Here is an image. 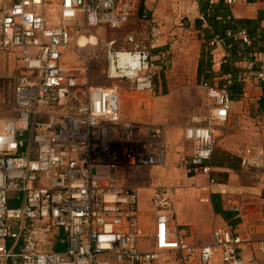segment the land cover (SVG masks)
Masks as SVG:
<instances>
[{
    "label": "built area",
    "instance_id": "1",
    "mask_svg": "<svg viewBox=\"0 0 264 264\" xmlns=\"http://www.w3.org/2000/svg\"><path fill=\"white\" fill-rule=\"evenodd\" d=\"M138 1L6 0L0 6V52L22 70L9 98L14 113L0 116V264H146L170 251L202 264H246V240L232 227L214 228L213 242L203 246L182 239L170 225L166 191L153 195L154 229L141 222L138 191L126 178L141 166L167 164L168 125L123 118L117 82L153 93L158 67L151 51L119 50L115 41L106 42L110 85L93 82L91 62L80 52L74 66L63 61L86 32L126 25ZM222 1L234 6L261 0ZM228 35L250 44L245 30ZM128 41L135 43L133 36ZM250 57L251 72L243 79L264 89V55ZM202 86L212 112L204 125L184 130L193 148L187 171L208 175L217 188L212 161L234 101L226 86ZM242 165H259L252 149ZM145 238L153 239L154 250L141 249ZM57 242L66 249L57 250Z\"/></svg>",
    "mask_w": 264,
    "mask_h": 264
},
{
    "label": "crops",
    "instance_id": "2",
    "mask_svg": "<svg viewBox=\"0 0 264 264\" xmlns=\"http://www.w3.org/2000/svg\"><path fill=\"white\" fill-rule=\"evenodd\" d=\"M153 1L156 2L157 0ZM160 1H162L160 2V6L163 8H166L167 5H172V0ZM208 1L211 5H218L222 0H215L214 2H211V0H196L194 5L182 1L181 5L182 8H185L184 13L187 14L185 16H191V24L195 25L198 39H201L204 44L209 41L211 45L212 41L219 39V35L216 34L215 28L205 20L201 11V7L208 5ZM7 5L6 0H0V6ZM162 7H159V10H162ZM209 8V11H211V6ZM229 8L230 14L235 18L257 19L260 11L264 10V0L256 1L250 5L229 6ZM169 15H172V13ZM199 19L203 21L200 26L197 23ZM218 19H221V16ZM170 22L172 24L165 26L163 29L164 33L159 38V47L166 44L167 40L176 39V35H181L182 28L175 26L173 20ZM261 25L264 27V20L261 22ZM212 47L217 62L216 70H219L222 58L227 53L225 44L222 41H218ZM240 48L243 47L240 46ZM165 51L164 46L157 49L155 51L157 58L165 55ZM200 58L201 53L191 63L195 71L193 77L197 81ZM153 60L158 67L159 75L160 65L154 57ZM237 65L245 69L244 74L251 72V66L246 58L238 61ZM158 75L155 88L159 82ZM227 77L219 76L216 79ZM162 86L164 90L161 96H166L168 87L166 85ZM263 96V88L254 80H248L243 98L233 103L228 124L225 130L219 134V138H217L218 150L212 161L213 175L221 186L211 188L209 183L210 177L208 175L191 174L188 172L192 175V183L188 186L175 183L173 186L175 197L167 187L158 188L159 190L166 191L171 199L172 205L169 211L170 225L172 229L177 230L182 239L193 245L203 246L213 242L214 228L232 227L236 233L241 234L246 240L242 251L246 264H264V250H261V246H264V126H262L260 131L257 126L252 125L255 120H252V117L264 118V109L260 103ZM194 124L204 125L205 122ZM185 128L182 129L176 126L168 132L166 136L167 164L168 156L171 163L178 157L184 159L186 155L191 157L193 148L185 139ZM248 149H252L253 156L259 165H242V158L246 156ZM137 170L139 168L135 169L130 177L126 178V183L134 188L136 187L131 179L135 177ZM199 182L205 183L203 186H199L197 185ZM155 190H157V187H154V191L150 193L148 208L141 206V203L139 206L141 222L147 231L153 230L155 227V211L152 205ZM213 197H218L220 211H217ZM56 245L57 248L63 247L59 242ZM140 247L143 251L154 250L153 239H143ZM170 252L173 255L169 256ZM170 252L165 253L160 260L147 262L146 264H202L198 257L194 258V260H187L183 259L180 253ZM9 264H20V260L11 259ZM211 264H223V262L221 259H218Z\"/></svg>",
    "mask_w": 264,
    "mask_h": 264
},
{
    "label": "rangeland",
    "instance_id": "3",
    "mask_svg": "<svg viewBox=\"0 0 264 264\" xmlns=\"http://www.w3.org/2000/svg\"><path fill=\"white\" fill-rule=\"evenodd\" d=\"M182 1L193 5L196 2V0H172L171 6L167 5L166 8H163L160 6V2H162L160 0L156 2L139 0L136 11L126 25L119 29L97 27L86 32L78 40L80 46L76 42L73 45V50L67 53L63 60L66 65L74 66L80 59L76 51L80 52L82 58L91 62L93 82L110 85L111 81L106 74L107 55L104 45L106 42L115 41V47L119 50L134 49L138 46V49L151 51L160 65L158 85L153 93H137L129 82L118 81L125 99L122 105V114L123 118L132 121L152 125L166 123L168 125L167 134L171 128L176 126L184 129L189 124L206 123L212 112V105L206 90L202 83L193 77L195 71L191 64L200 53L202 54L203 49H208L209 45L198 39L195 25L191 24V16H185L187 14L184 13L185 8H182ZM159 7H162V10H159ZM171 13L172 15H169ZM171 20L174 21L175 26L182 28L181 35H176V39L167 40V43L162 45L166 49L165 55L157 58L155 51L162 47L158 46L160 45L159 38L163 35L165 26L172 24L169 23ZM154 29L158 31L157 38L153 36ZM130 36L134 37L135 43H129ZM84 41H86L85 45L88 43L86 46H83ZM10 58L12 55L0 52V116L2 117L14 113L9 98L12 96L14 77L22 73V70L12 62V59L10 61ZM219 81L220 79H216L215 84L219 85ZM162 85L168 87L166 96H161L164 90ZM253 119L256 121L254 120L252 125L257 126L261 131L264 126V118L252 117ZM217 150L218 144H216L214 158ZM189 159L190 156L186 155L185 159L178 157L171 163L168 156L166 165L139 167V170L136 171L137 174L131 180L139 191L141 206L148 208V199L150 193L154 191V187L158 189L165 186L174 195L173 186L175 183L183 186L192 183V175L187 171ZM204 183L199 182L197 185L203 186ZM51 240L54 241V239ZM65 249L66 244L60 251ZM168 255H173V253L170 252Z\"/></svg>",
    "mask_w": 264,
    "mask_h": 264
},
{
    "label": "trees",
    "instance_id": "4",
    "mask_svg": "<svg viewBox=\"0 0 264 264\" xmlns=\"http://www.w3.org/2000/svg\"><path fill=\"white\" fill-rule=\"evenodd\" d=\"M208 5H203L201 11L205 20L215 28L216 34L219 35L225 44L226 54L222 58L219 70H216V57L213 55V47L209 44L208 49H203L198 65V81L202 84L208 82L215 84V80L219 76H228L220 79L219 87L227 86V90L233 101L240 100L245 94L246 82L243 79L245 69L239 67L237 62L246 58V60L255 58L250 57L251 54L258 53L264 55V27L261 22L264 20V10L260 11L257 19L235 18L230 14V8L223 1L218 5H214L208 1ZM211 6V11L210 7ZM144 8V7H143ZM221 16V19H218ZM198 25H202L203 21L199 19ZM245 30L248 34L250 44L243 45L239 40L234 39V35L229 36L228 32L236 34ZM206 44V45H207ZM242 46L243 48H240ZM257 65L252 70H256ZM217 85V84H215ZM264 90V89H263ZM264 109V96L260 101ZM212 176L216 179V177ZM217 180V179H216ZM217 211H220L218 197H213ZM61 248H57L60 250Z\"/></svg>",
    "mask_w": 264,
    "mask_h": 264
},
{
    "label": "bare ground",
    "instance_id": "5",
    "mask_svg": "<svg viewBox=\"0 0 264 264\" xmlns=\"http://www.w3.org/2000/svg\"><path fill=\"white\" fill-rule=\"evenodd\" d=\"M93 39V38H92ZM95 39V38H94ZM86 41L83 42V46H85Z\"/></svg>",
    "mask_w": 264,
    "mask_h": 264
}]
</instances>
